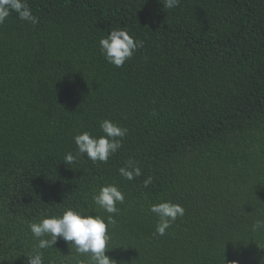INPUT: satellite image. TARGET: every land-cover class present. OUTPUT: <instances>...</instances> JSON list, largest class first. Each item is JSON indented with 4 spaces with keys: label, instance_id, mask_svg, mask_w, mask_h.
Returning <instances> with one entry per match:
<instances>
[{
    "label": "trees",
    "instance_id": "obj_1",
    "mask_svg": "<svg viewBox=\"0 0 264 264\" xmlns=\"http://www.w3.org/2000/svg\"><path fill=\"white\" fill-rule=\"evenodd\" d=\"M0 24V264H27L42 213L84 208L105 184L125 194L106 255L116 264H261L264 230V0H27ZM126 28L144 47L123 67L99 41ZM128 129L107 163L73 137ZM134 160L142 175L118 169ZM152 184L144 187V180ZM183 206L164 236L152 204ZM58 239L44 264H89Z\"/></svg>",
    "mask_w": 264,
    "mask_h": 264
},
{
    "label": "clouds",
    "instance_id": "obj_2",
    "mask_svg": "<svg viewBox=\"0 0 264 264\" xmlns=\"http://www.w3.org/2000/svg\"><path fill=\"white\" fill-rule=\"evenodd\" d=\"M181 0H163L164 8L179 7ZM15 12L22 21L32 25L39 23V18L32 13L27 0H0V24ZM101 54L105 60L117 68L134 57V54L144 47V42L135 39L126 28L110 31L99 41ZM103 135L94 136L84 131L73 137L77 147L75 154L68 152L63 158L66 165L74 164L82 155H86L93 163H107L122 146L128 129L104 119L99 122ZM119 174L126 180H133L142 175L141 168L134 160H129L125 166L118 169ZM152 177L144 180V187L152 184ZM93 204L107 213V216L92 215L87 209L65 208L61 215H47L42 213L38 222H30L28 229L32 237L38 241L32 253L27 258V264H44L43 250L53 248L58 239L66 243L71 242L78 255L86 256L89 264H116V261L106 255L111 241L110 229L117 225L116 215L120 209L118 204H124L125 194L116 184H105L92 197ZM149 211L157 218L155 235L164 236L178 217H183L185 209L179 204L163 201L150 205ZM252 230H264V220L257 219L251 225ZM264 249V248H261ZM232 264H237L233 261ZM261 264H264L262 259Z\"/></svg>",
    "mask_w": 264,
    "mask_h": 264
}]
</instances>
